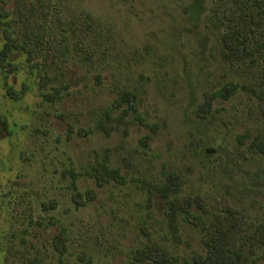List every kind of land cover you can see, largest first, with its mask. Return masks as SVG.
Listing matches in <instances>:
<instances>
[{"label":"rangeland","instance_id":"1","mask_svg":"<svg viewBox=\"0 0 264 264\" xmlns=\"http://www.w3.org/2000/svg\"><path fill=\"white\" fill-rule=\"evenodd\" d=\"M192 3L0 0V35L6 26L19 40L42 39L39 65L6 78L25 87L20 97L6 94L0 69V264H126L151 239L176 264H194L205 225L226 207L264 231V55L223 54L212 1L201 0L198 17ZM228 82L236 89L205 111L207 94ZM126 89L137 114L116 105ZM99 161L122 179L98 185ZM165 182L170 197L197 198L204 208L191 210L203 222L180 212L173 232L167 197L153 189ZM73 184L94 197L77 205ZM60 228L63 253L53 243ZM244 250L264 264L262 243Z\"/></svg>","mask_w":264,"mask_h":264},{"label":"trees","instance_id":"2","mask_svg":"<svg viewBox=\"0 0 264 264\" xmlns=\"http://www.w3.org/2000/svg\"><path fill=\"white\" fill-rule=\"evenodd\" d=\"M211 1V13L208 18L224 26L219 39L222 53L243 61L245 59L253 61L256 56L264 55V0ZM191 9L193 16L198 17L201 11V0H193ZM0 22L2 21L0 20ZM41 48L42 39L37 38L35 40L26 32L19 40L6 26L2 27V34L0 35V69L4 72L6 94L13 98L21 96L25 87L23 86L20 90H17L6 78L10 73L15 72L19 66H22V63L31 67L38 66L40 61L37 58L41 54ZM15 53L22 55L24 60L16 61L12 57ZM40 77L43 81L45 80L44 74ZM235 89L236 85L232 82L218 87L207 94L203 109L206 111L214 98H227ZM115 102L116 105L125 104L123 107L125 111L138 113L137 96L130 90H124L116 97ZM147 138V135L143 136L144 140ZM204 154L211 155L205 152ZM91 169V174L98 185H102L110 179H122L119 169L109 166L105 161H99ZM166 179L167 182L175 181L172 175H168ZM153 189L167 197L165 213L174 233L177 230V215L180 212H184L187 218L203 222L201 217L191 210L194 203H197L202 209L204 208L202 204H199L196 197L184 198L176 195L170 197L171 192L176 188L169 187L166 182L153 185ZM72 196L77 205H83L89 198L94 197V191L90 189L86 193H81L75 189ZM42 204L46 208L49 204L54 205L55 201L49 199L43 201ZM52 223H55V221L52 220ZM64 232V229L60 228L53 235V243L59 253H63L67 249ZM201 240L204 251H196L192 255L194 264H250L251 257L244 250V245L248 244L251 249L253 245L262 243L264 248V231L259 226L254 229L245 228L238 222L235 211L230 207H226L225 211L216 213L207 222ZM131 253V259L126 264H176L177 261L175 255H172L164 246L152 239L141 246L133 248ZM184 262L190 264L187 259H184Z\"/></svg>","mask_w":264,"mask_h":264},{"label":"water","instance_id":"3","mask_svg":"<svg viewBox=\"0 0 264 264\" xmlns=\"http://www.w3.org/2000/svg\"><path fill=\"white\" fill-rule=\"evenodd\" d=\"M211 150H212V149H208V148H207L205 151H206V152H210Z\"/></svg>","mask_w":264,"mask_h":264}]
</instances>
